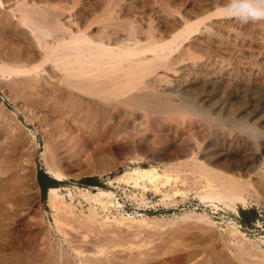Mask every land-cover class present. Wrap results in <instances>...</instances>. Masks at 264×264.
Segmentation results:
<instances>
[{"label":"bare ground","instance_id":"obj_1","mask_svg":"<svg viewBox=\"0 0 264 264\" xmlns=\"http://www.w3.org/2000/svg\"><path fill=\"white\" fill-rule=\"evenodd\" d=\"M57 1H0V5L6 7L7 15L15 21L19 33L25 35L31 50L41 56L40 61L33 64L27 58L26 62L20 60L18 64L1 62L2 80L38 79L40 75L58 78V83L50 81L51 87L42 85V88L64 104L68 117L80 123L82 132H86L87 127L95 130L102 127L108 134L112 127L120 125L116 137L131 144L134 150L144 146L147 159L155 160L162 154L159 145L155 144L158 140L167 147L170 156L182 159L181 162H187L190 156L193 160H201L196 164V170L193 169L204 179V189L197 193L198 199L213 209L231 210L232 214L227 211L231 219L237 216L236 205L244 207L247 203L246 194L241 190L244 187L240 188L234 177L223 176L222 180L221 173H216L217 169L209 165L217 166V156L235 152L242 159L238 169L253 172L264 167V32L261 22H240L236 26L227 21L207 24L210 19L229 15L218 8L208 15H201L204 7L199 4L187 10L185 21L172 15L165 34L155 36L150 33L152 29L147 30L150 34H145L142 29L143 35L135 34L138 28L131 33L122 20L113 22L112 12H125L124 5H119L117 0L110 3L111 9L105 13L97 15L98 12L91 10L94 14L87 17H78L72 9L66 13ZM107 3L108 7L109 1ZM255 33L259 39L253 36ZM190 37L193 39L189 40ZM13 105L19 112L27 113L21 104L13 102ZM199 144H203L201 152ZM47 162H43L45 174L58 183L67 181ZM169 173L136 167L116 181L142 190L147 184L156 189V183L164 185L176 180V176ZM74 189L88 202L90 216L100 218L104 224L130 227L148 223V217L121 214L115 193L108 189ZM62 191L71 196L68 188L47 189V200L54 212L65 206L66 195H62ZM184 194L176 189L171 195L183 197ZM112 212L119 217L111 215ZM201 217L211 225L217 224L208 216ZM53 223L59 231L60 225L54 215ZM224 226L220 228L224 235L245 238L244 231L232 221Z\"/></svg>","mask_w":264,"mask_h":264},{"label":"rangeland","instance_id":"obj_2","mask_svg":"<svg viewBox=\"0 0 264 264\" xmlns=\"http://www.w3.org/2000/svg\"><path fill=\"white\" fill-rule=\"evenodd\" d=\"M106 1H109L108 7ZM113 1L115 0L57 2L65 8L66 13L72 9L78 17H87L110 10V3ZM117 2L124 5L127 12H112L113 22L124 21L131 33L138 28L135 34L138 32L144 35V29L145 34L152 29L150 33L156 34L155 36L166 33L172 15L185 21L193 6L203 5L202 12L205 11L200 14L208 15V12L222 9L221 5L227 3L226 0ZM208 2L211 3L207 4ZM5 8L0 5V63L18 64V61L26 62L28 59L31 64L39 62L41 56L35 55L31 50L25 35L19 33L15 21L7 15ZM230 17L210 19L207 24L227 21L226 23L236 26V23H240L236 18ZM144 20H149L147 24L152 27ZM153 20H156L154 24ZM259 22L263 25L264 32V20ZM146 26L147 29L144 28ZM256 33L259 34V31ZM256 33L253 36L260 37ZM191 38L189 40L193 39ZM31 78L0 79V264H264L263 166L253 172L240 170L238 165L242 159L235 152L217 156V166L209 165L217 169L216 173H221L222 180L234 177L238 186L244 187L241 190L247 195V203L244 207L237 204L238 214L231 219L227 214V211L232 214L231 210H216L210 205H203L198 199L197 193L204 189V179L195 171L196 164L201 160H193L190 156L188 164L181 162L179 160L182 159L170 156L166 151L167 147L162 146L158 140L155 144L159 145L158 150L162 154L157 155L158 159H147L144 146L134 150L131 144L116 137L120 125L112 127L108 134L104 133L102 127L96 130L87 127V131L82 132L80 123L68 117L64 104L51 97L50 92L49 95L46 94L47 91L44 92L42 88L51 87L50 81L58 83V78H47L46 75H40V81L37 77ZM13 102L25 107L27 113L19 112ZM113 132L115 133L110 136ZM199 146L201 152L203 144ZM42 159L67 178V181L56 182L55 186L71 190V196H67L66 191L61 192L66 195L65 206L55 212L47 200V191L42 197L36 181L39 171L45 173L43 162L46 161ZM177 162L179 165H176ZM136 167L155 168L159 173L170 172L172 177L176 176V180L164 185L156 183V189L147 184L144 190L116 181L123 173ZM88 178L96 179L98 187L115 193L117 202L120 203L117 208L120 213V208L125 207L130 216L148 217V223L132 224L130 227L114 223L105 225L100 218L91 217L88 202L74 189L86 188L93 191L90 188L95 186L86 182ZM214 180L220 182L219 179ZM176 189L184 192L185 196H172ZM253 196H256L255 199ZM113 212L111 215L119 217ZM242 212L245 213L244 216ZM53 215L59 222V231L54 228ZM201 216H208L217 224L211 225ZM229 221L237 226L244 224L247 227L244 230L239 226V230L246 234L245 238H232L223 234L220 228H225L224 225Z\"/></svg>","mask_w":264,"mask_h":264},{"label":"clouds","instance_id":"obj_3","mask_svg":"<svg viewBox=\"0 0 264 264\" xmlns=\"http://www.w3.org/2000/svg\"><path fill=\"white\" fill-rule=\"evenodd\" d=\"M222 11L241 23L264 20V0H227Z\"/></svg>","mask_w":264,"mask_h":264},{"label":"trees","instance_id":"obj_4","mask_svg":"<svg viewBox=\"0 0 264 264\" xmlns=\"http://www.w3.org/2000/svg\"><path fill=\"white\" fill-rule=\"evenodd\" d=\"M36 181H37V185L40 189L42 197H44L48 188L55 187V185H56L55 180L51 179L50 177H48L47 175H45L41 171H39L37 173ZM86 182L91 184L92 186L98 187V183H97L96 179H94V178H88V179H86ZM241 214L243 216L245 215L244 212H242Z\"/></svg>","mask_w":264,"mask_h":264},{"label":"built area","instance_id":"obj_5","mask_svg":"<svg viewBox=\"0 0 264 264\" xmlns=\"http://www.w3.org/2000/svg\"><path fill=\"white\" fill-rule=\"evenodd\" d=\"M125 208V207H124ZM123 207H121L120 208V210H122V212H123V214L124 215H129V212L127 211V209H124ZM239 226H242V228L244 229V230H247V227L244 225V224H239Z\"/></svg>","mask_w":264,"mask_h":264},{"label":"water","instance_id":"obj_6","mask_svg":"<svg viewBox=\"0 0 264 264\" xmlns=\"http://www.w3.org/2000/svg\"><path fill=\"white\" fill-rule=\"evenodd\" d=\"M42 173H44L43 171H41ZM45 174V173H44ZM46 175V174H45ZM48 176V175H47Z\"/></svg>","mask_w":264,"mask_h":264}]
</instances>
